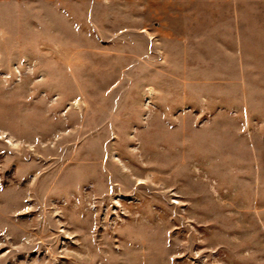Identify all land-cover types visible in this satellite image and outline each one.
<instances>
[{
    "label": "rangeland",
    "instance_id": "1",
    "mask_svg": "<svg viewBox=\"0 0 264 264\" xmlns=\"http://www.w3.org/2000/svg\"><path fill=\"white\" fill-rule=\"evenodd\" d=\"M0 264H264V0H0Z\"/></svg>",
    "mask_w": 264,
    "mask_h": 264
},
{
    "label": "bare ground",
    "instance_id": "2",
    "mask_svg": "<svg viewBox=\"0 0 264 264\" xmlns=\"http://www.w3.org/2000/svg\"><path fill=\"white\" fill-rule=\"evenodd\" d=\"M117 159H118V158H117ZM141 182H142V181H140V183H141ZM173 202H174V203H178V200H177V201H176V200H174Z\"/></svg>",
    "mask_w": 264,
    "mask_h": 264
}]
</instances>
